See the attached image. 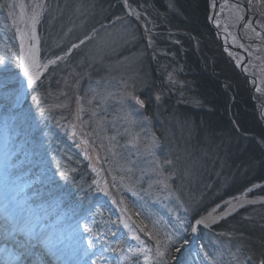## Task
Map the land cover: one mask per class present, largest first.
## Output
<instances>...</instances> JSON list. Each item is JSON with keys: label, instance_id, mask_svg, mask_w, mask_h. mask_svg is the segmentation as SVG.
Masks as SVG:
<instances>
[{"label": "rangeland", "instance_id": "obj_1", "mask_svg": "<svg viewBox=\"0 0 264 264\" xmlns=\"http://www.w3.org/2000/svg\"><path fill=\"white\" fill-rule=\"evenodd\" d=\"M131 1L138 0H44L39 62L62 59L44 69L16 110L11 94L0 89V101H5L0 105H5L0 117V197L9 201L22 189L18 199L35 202L44 230L62 229L60 239L69 250L82 243V228L73 230L76 222L88 219L110 244L120 241L122 253L105 255L112 261L127 256L121 264H144L143 254L136 251L140 245L121 221L134 228L146 225L163 243L177 217L201 216L215 208L224 218L199 231L191 253H185L187 264H259L264 259V179L229 188L235 176H244L236 174L241 166L224 168L219 148L206 150L214 147L208 140L203 142L207 148L197 146L191 122L177 111L178 105L202 109L175 78L179 57L174 49L183 42L177 35L153 32L152 6L138 7ZM238 2L264 30V0H251V6L249 0ZM35 4L0 0V59L7 61L0 67V82L10 88L21 86L17 28L28 32ZM211 4L209 0L208 21L218 46L248 86L264 124V92L257 91L231 54L232 37L225 38L228 33L215 27ZM128 92L144 100V106L131 97L121 103ZM42 108L48 109L44 115ZM59 137L64 144L57 149ZM258 141L264 149V140ZM212 163L220 165L213 177L216 186L204 180L215 170ZM60 172H66L67 179L57 177L56 187L42 182L44 175ZM165 177L167 188L157 183ZM137 234L155 256V241ZM200 243L210 259L197 255Z\"/></svg>", "mask_w": 264, "mask_h": 264}, {"label": "trees", "instance_id": "obj_2", "mask_svg": "<svg viewBox=\"0 0 264 264\" xmlns=\"http://www.w3.org/2000/svg\"><path fill=\"white\" fill-rule=\"evenodd\" d=\"M131 2L138 7L148 4L152 6L149 9L152 10L154 17L153 32H162L170 37L177 35L178 40L183 42V46L174 49L179 57L176 64L178 71L174 72L175 78L184 83L185 92L190 99L193 98L195 103L202 106V109L190 106L180 108L178 105L177 111L185 115L180 118L191 122L197 146L199 144L205 146L203 142L208 140L214 147L206 150L214 151L215 146L219 148L220 158L226 164L224 168L239 170L241 166L236 174L243 173L244 176L242 178L235 176L229 188L237 185L242 188L248 181L263 180L264 149L258 140H264V124L260 120L255 102L249 95L248 86L218 46L208 21L209 0ZM161 20L164 24H159ZM160 45L163 46V43ZM3 102L5 101L1 100L0 105ZM62 140L61 137L55 139L56 144L60 143L57 149L64 144ZM213 165L210 167L215 170L205 174L204 180L215 181L213 183L216 186L217 181L213 177L214 173H218L220 165L216 163ZM28 172L33 173L30 169ZM11 177H14V173ZM262 254L264 258V252Z\"/></svg>", "mask_w": 264, "mask_h": 264}, {"label": "snow or ice", "instance_id": "obj_3", "mask_svg": "<svg viewBox=\"0 0 264 264\" xmlns=\"http://www.w3.org/2000/svg\"><path fill=\"white\" fill-rule=\"evenodd\" d=\"M249 6H251V0H249ZM232 8L237 9V5L233 4ZM40 9H42V6L37 4L32 10V15L28 18L31 24L30 36L28 33L21 32L17 28V32L20 33L21 38V52L17 59L21 61L20 68L23 71L24 77L27 78L26 83L28 88H32L40 79V71L46 69L48 65L56 64L57 61L62 59V57L57 56L55 59H49L46 64H41L38 59V49L36 46L32 45L27 49L25 48L26 39H37L35 25L38 23L41 15ZM133 14L139 18V13L134 12ZM261 14L264 15V13ZM237 19H243V16H240L239 12H237ZM252 31L255 32V29L252 28ZM240 46L243 47V45ZM73 47L75 48L76 45H73ZM6 63L7 61L5 59H0V67H3ZM169 80L175 83L171 73L169 74ZM20 83L23 84V81ZM0 89H3L6 93H10L13 100L17 104L19 103L21 95L19 87L10 88L8 83L0 82ZM257 91H259V88ZM128 97H131L141 107L145 104L144 100L138 96H134L132 92L126 93L125 97L121 99V103ZM156 100H160L159 95L156 96ZM47 111V108H42L40 110L41 115H44ZM79 118V115H77V119ZM73 134L75 133L73 132ZM166 163L171 164V161H167ZM160 174L163 175L162 172ZM57 177L67 179V173L60 172L53 173L50 176L44 175L42 182L46 181L48 185L56 187L58 185ZM157 183H162L165 188L168 187L167 177L161 181H157ZM248 191H251V189ZM21 192L22 189L20 191H14L9 200V207L12 211H9L7 208L5 209L3 214V228L5 241L17 235L22 236L23 240L22 242L16 241L11 251L7 247L0 248V252L4 253L0 264H26V262L27 264H121V261L128 259L127 256L121 255L116 261L110 260L105 255V252L122 253L123 249L120 247V241L117 240L115 246L110 244L103 233L93 231L88 219H84L82 222H76L73 230L77 231L82 228L83 231L79 236L82 243L77 248L69 250L63 245L60 239L62 229L58 230L57 233L45 231L46 226L41 222V214L37 210L35 202L29 200H23L21 202L18 199L21 196ZM122 211L126 212L127 208H123ZM185 211L187 212V209ZM210 217L211 213L209 216H199L194 213L190 218L186 217L185 219L177 217V224L172 226V231L165 233L163 243L158 238V235H154L151 231L147 230L146 225L134 228L124 221H121V223L124 224V227L132 234V238L140 245L136 251L143 254L144 264H187L188 256L185 253H191L193 242L198 239L199 231L202 228H207L211 224L216 223V219H210ZM68 219H71V217ZM69 226L71 227L72 225ZM138 232L144 233L155 241V256L151 255L152 249L140 238V235L137 234ZM111 235L115 237L114 233ZM162 247L164 249L163 251L161 250ZM205 247L202 243L197 244V255L203 254L205 259H210ZM127 251L132 252L133 249L128 248ZM232 255L235 258V254ZM73 257H78L79 259L73 260ZM164 257H168V259H164ZM247 259L250 260L251 257ZM259 264H264V259L259 260Z\"/></svg>", "mask_w": 264, "mask_h": 264}, {"label": "bare ground", "instance_id": "obj_4", "mask_svg": "<svg viewBox=\"0 0 264 264\" xmlns=\"http://www.w3.org/2000/svg\"><path fill=\"white\" fill-rule=\"evenodd\" d=\"M43 2L44 0H36L35 6L39 4L43 7ZM233 4L237 5V9L232 8ZM213 5H215V7H213ZM210 6L211 20L215 27H217L218 30L223 34L225 32L228 33L224 36L225 38L231 39L232 37L230 40V48L232 50L231 54L240 64L241 68L252 77L253 85L264 92V30H262L260 26L257 25L259 23L254 19V17L249 16L250 14L247 12L246 6L238 2V0H212V4ZM237 12H239L240 16H243V19H237ZM30 28L27 32L29 36L31 35ZM252 28L255 29V32L252 31ZM257 33H259V35H257ZM35 34L37 37L36 40H25V48L27 49L28 47L35 45L38 49V59H40L42 53V35H40L41 33L39 31V20L35 25ZM220 37H223V35ZM226 40L229 42L228 39ZM240 45H243V47ZM43 71L44 69L40 71V76ZM20 79L23 81V84L20 86L21 95L19 98V104L22 103L30 89L27 87V78L24 77L23 71H21ZM262 114L264 120V106L262 108ZM6 208L9 211H12V209L9 207V201H4L0 197V248L7 247L11 251L13 244L16 241L22 242L23 237L17 235L16 237L5 241L3 214ZM210 213V219L215 218L217 220L219 218L218 216H220L217 215L215 208L211 209L208 213H203L201 216H209ZM33 243H35V241H33ZM2 256L4 257V253L0 252V258H2Z\"/></svg>", "mask_w": 264, "mask_h": 264}, {"label": "water", "instance_id": "obj_5", "mask_svg": "<svg viewBox=\"0 0 264 264\" xmlns=\"http://www.w3.org/2000/svg\"><path fill=\"white\" fill-rule=\"evenodd\" d=\"M5 107V105H3V106H1L0 107V117H1V114H2V109ZM19 108V103L17 104H15V106H14V108L12 109V111L13 110H16V109H18ZM219 218L216 220V223H214V224H211L210 226H213V225H216V224H218L223 218H224V216L223 215H220V216H218ZM198 236H199V234H198ZM194 244H195V241L193 242V245H192V247L194 246Z\"/></svg>", "mask_w": 264, "mask_h": 264}]
</instances>
